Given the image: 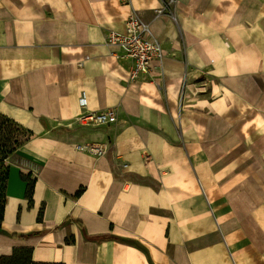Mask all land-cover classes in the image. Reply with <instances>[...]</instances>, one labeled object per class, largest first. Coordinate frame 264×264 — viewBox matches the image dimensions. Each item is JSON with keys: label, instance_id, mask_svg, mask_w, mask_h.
<instances>
[{"label": "crops", "instance_id": "1", "mask_svg": "<svg viewBox=\"0 0 264 264\" xmlns=\"http://www.w3.org/2000/svg\"><path fill=\"white\" fill-rule=\"evenodd\" d=\"M130 1L0 0V112L32 132L6 164L0 257L264 264V0ZM132 9L165 51L133 81L104 42ZM82 93L117 121L75 123Z\"/></svg>", "mask_w": 264, "mask_h": 264}, {"label": "built area", "instance_id": "2", "mask_svg": "<svg viewBox=\"0 0 264 264\" xmlns=\"http://www.w3.org/2000/svg\"><path fill=\"white\" fill-rule=\"evenodd\" d=\"M175 1L169 0L168 3ZM129 2L131 1L128 0L127 3ZM162 10L163 7L158 12ZM104 42L116 59L129 62L131 81L152 75L155 67H160L165 57L162 43L155 35L150 23L142 19L133 9L125 21L124 31L108 29ZM158 74L162 75V71L160 70ZM79 103L81 111L74 119L78 125L95 127L117 121L116 111L112 108L87 110L85 93L80 95ZM77 147L97 154L105 151L104 148L95 144Z\"/></svg>", "mask_w": 264, "mask_h": 264}, {"label": "trees", "instance_id": "3", "mask_svg": "<svg viewBox=\"0 0 264 264\" xmlns=\"http://www.w3.org/2000/svg\"><path fill=\"white\" fill-rule=\"evenodd\" d=\"M9 122H13L17 126H19L22 129L27 131L29 136L26 138V140L31 136L32 132L29 129L23 127V125H21L17 121L11 119L10 117H8L5 114L0 112V140L2 139L4 133L7 131L8 127H6L5 125H6V123H9ZM18 141H19V139H16L14 142H18ZM10 150H11L10 145L4 147L3 154H5V155L2 156L1 162L4 161L5 156L7 155V153ZM5 179H6V166H5V170L3 173L4 182H5ZM32 190H33V187L29 190L30 196H31ZM81 191H82V189L78 190L76 192V194L77 195L80 194ZM3 209H4V197H3V201L0 203V223H1V220L3 218ZM41 215H42V212H40V216ZM80 225H81V227H83V225L81 223H80ZM85 238L88 240L98 239L97 237H91V236H88L86 234H85ZM66 241L67 242H74V237L73 236L66 237ZM138 246L141 247L140 245H138ZM31 255H32V250L30 248H27V247L15 248L13 250V253L10 256L0 257V264H52V263H44V262H35L32 260Z\"/></svg>", "mask_w": 264, "mask_h": 264}, {"label": "rangeland", "instance_id": "4", "mask_svg": "<svg viewBox=\"0 0 264 264\" xmlns=\"http://www.w3.org/2000/svg\"><path fill=\"white\" fill-rule=\"evenodd\" d=\"M5 126L8 127V129L4 133L2 139L0 140V203L3 201V197H4L5 182L3 180V173L5 170V166L8 162V159L10 155L14 152V150H16L17 147L20 146L22 143H24L26 141V138L29 136L26 130L17 126L13 122L6 123ZM16 139H19V141L14 142ZM8 145H10L11 150L5 156L4 161L1 162L2 156L5 155L3 154L4 147Z\"/></svg>", "mask_w": 264, "mask_h": 264}]
</instances>
